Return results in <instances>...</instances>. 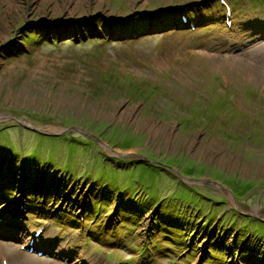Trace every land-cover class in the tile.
<instances>
[{
  "label": "rangeland",
  "instance_id": "1",
  "mask_svg": "<svg viewBox=\"0 0 264 264\" xmlns=\"http://www.w3.org/2000/svg\"><path fill=\"white\" fill-rule=\"evenodd\" d=\"M69 1L0 0V264H264L260 0Z\"/></svg>",
  "mask_w": 264,
  "mask_h": 264
},
{
  "label": "bare ground",
  "instance_id": "2",
  "mask_svg": "<svg viewBox=\"0 0 264 264\" xmlns=\"http://www.w3.org/2000/svg\"><path fill=\"white\" fill-rule=\"evenodd\" d=\"M85 1L86 0H70L69 2H71L72 3L71 5H74V6H72V7L68 6V8L66 9V12H69L68 16L72 17V16H74V13L79 12L80 10H83V9L84 10H90L89 4H87V3L85 4ZM161 1H164V0H161ZM172 1L173 0H171L170 3ZM191 1H194V0H191ZM98 2L101 3L104 1L98 0ZM129 2H130V7L132 8V10L136 11V12L143 11V10H138V9H145V7H147L149 5V0H136V1L135 0H129ZM137 3H140V6H142L143 8L137 7ZM83 6H85V7H83ZM100 8H102V7H100ZM100 11H103V10L100 9ZM90 14L93 15V13L91 11H90ZM89 17L90 16H85V17L81 18L80 20L81 21L90 20L91 18H89ZM77 21H79V20H77ZM54 129H57V128L54 127ZM30 150H32V149H30ZM28 152H29V150H28ZM24 156H27L25 152H24ZM0 158H1V156H0ZM48 163H49V161H45V162L43 161L42 162V164H44L46 166H48L47 165ZM9 208H6V209H9ZM12 211H14L16 213V215H17V212H19L18 209H16L15 207H12ZM26 240L33 241V244L37 247L53 248L55 246L54 239L52 240V239H50V237H48L47 235H44V234L40 238H35L31 235H27Z\"/></svg>",
  "mask_w": 264,
  "mask_h": 264
},
{
  "label": "trees",
  "instance_id": "3",
  "mask_svg": "<svg viewBox=\"0 0 264 264\" xmlns=\"http://www.w3.org/2000/svg\"><path fill=\"white\" fill-rule=\"evenodd\" d=\"M105 27H107V26H105ZM105 27H104V28H105ZM129 29H130V27H129ZM30 38H32V37H30ZM33 38H34V37H33ZM33 38H32V39H33ZM3 148H5V149H3V150H4V151H3L4 153H3V155L1 156V158H2L3 156H5V155L13 156V155L11 154V152H10L11 150H13L12 148L7 147V146H6V147H3ZM9 150H10V151H9ZM26 154H27V153H26ZM20 155H22V158H23L22 160H23V161H25L26 159L29 158V159L31 160V164H35V163H36V164H37L38 166H40V167L43 165V164H42V163H41L36 157H32V156H24V153H19V154L17 153L16 156H20ZM1 158H0V159H1ZM29 159H28V160H29ZM44 162H45V161H44ZM49 162H50V161H49ZM22 163H23V162H22ZM47 165H48V166H49V165L52 166V165H53V162H50V163H48ZM42 167H43V166H42ZM49 170H50V174H51V169H49ZM117 194H118V195H121L122 192H121V193H117ZM150 198H151V199H154L155 197L150 196ZM97 212H98V204L95 205V207H93V209H92V215L96 217ZM100 228H101V227H100Z\"/></svg>",
  "mask_w": 264,
  "mask_h": 264
}]
</instances>
